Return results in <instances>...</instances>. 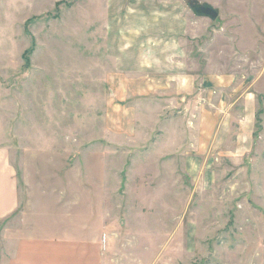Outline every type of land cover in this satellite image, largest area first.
Masks as SVG:
<instances>
[{
	"label": "rangeland",
	"instance_id": "374dc122",
	"mask_svg": "<svg viewBox=\"0 0 264 264\" xmlns=\"http://www.w3.org/2000/svg\"><path fill=\"white\" fill-rule=\"evenodd\" d=\"M204 3L217 18L194 13ZM140 35H167L198 100L167 112L158 97L142 139L113 77L131 71ZM209 111L214 128L195 118ZM176 122L184 151L155 152ZM193 134L202 151H187ZM4 154L24 195L22 178L48 176L56 208L73 189L92 209L107 264H264V0H0Z\"/></svg>",
	"mask_w": 264,
	"mask_h": 264
},
{
	"label": "crops",
	"instance_id": "0c3cea01",
	"mask_svg": "<svg viewBox=\"0 0 264 264\" xmlns=\"http://www.w3.org/2000/svg\"><path fill=\"white\" fill-rule=\"evenodd\" d=\"M140 36L142 39L134 49L137 51H132L130 57L133 61L131 71H127L126 75L116 73L113 77L118 95L125 100L121 101L136 105L135 114L139 113V116L136 115L133 120L146 121L144 124H137L139 129L135 130L136 135L141 138L144 136V126H149L148 121L152 119L155 128L156 121L161 119L160 114H153L160 110L154 106L161 100L158 97L163 96L166 100L167 112L175 110L177 105L183 103L192 107L198 100L197 96H188L196 91L195 76L191 77L176 69L182 65V61H177L174 55L175 45L167 43V35ZM214 81L215 85L224 82L219 78ZM200 85L214 86L213 81L208 78L201 80ZM159 108L163 109L162 105ZM206 114L207 118L201 113L197 117L195 115V118H202L205 122L202 126L214 128L213 122L219 116L210 111ZM250 119L248 117L245 124L243 123L245 131L250 129ZM169 127L173 130L168 134L169 139L167 127L161 143L156 142L153 147L158 148L155 152L171 156L184 151L185 144L180 137L184 134L180 122ZM194 128L198 130L197 123ZM227 132V127H223L220 137L227 136ZM193 136L194 142L187 151H197L198 146H201L202 151L206 143L199 141V134ZM195 165L196 161H191L190 166L196 167ZM36 177L39 176L22 178L29 185V188L25 186L24 195L21 178L15 166L5 154L0 156V264H107L108 238L102 245L103 234L99 235V231L93 228L92 209L89 206L86 209L77 208L75 197L70 196L74 194L72 188L67 197L71 201V207L56 208L59 206L52 202L51 193L54 189L49 185L52 182L48 181V176L40 175L39 179ZM73 181L74 178H71L63 183L74 184ZM106 216L103 210L101 217ZM107 227L100 228L101 232L106 234ZM102 248L106 250L103 251Z\"/></svg>",
	"mask_w": 264,
	"mask_h": 264
},
{
	"label": "water",
	"instance_id": "95a60500",
	"mask_svg": "<svg viewBox=\"0 0 264 264\" xmlns=\"http://www.w3.org/2000/svg\"><path fill=\"white\" fill-rule=\"evenodd\" d=\"M193 11L198 16H207L213 19L217 18L219 15V10L208 3L194 5Z\"/></svg>",
	"mask_w": 264,
	"mask_h": 264
}]
</instances>
